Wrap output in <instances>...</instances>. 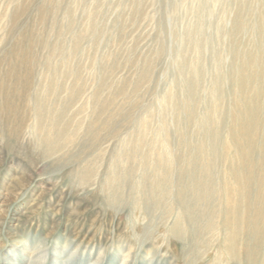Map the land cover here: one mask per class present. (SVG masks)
Returning a JSON list of instances; mask_svg holds the SVG:
<instances>
[{"label": "rangeland", "instance_id": "1", "mask_svg": "<svg viewBox=\"0 0 264 264\" xmlns=\"http://www.w3.org/2000/svg\"><path fill=\"white\" fill-rule=\"evenodd\" d=\"M241 100L259 118L247 157L232 141L248 119ZM247 166L253 200L264 185V0H0V264H27L20 241L47 234L86 246L76 264L108 245L106 264H120L135 244L129 216L156 228L132 264H150L152 246L167 253L152 264H250L254 249L264 264L252 225L237 223L249 216Z\"/></svg>", "mask_w": 264, "mask_h": 264}, {"label": "bare ground", "instance_id": "2", "mask_svg": "<svg viewBox=\"0 0 264 264\" xmlns=\"http://www.w3.org/2000/svg\"><path fill=\"white\" fill-rule=\"evenodd\" d=\"M20 14H16L17 17H15L16 19L19 17ZM15 19V20H16ZM248 71L245 69L242 72V80L244 83V87L246 86L247 83V77L249 76V74H247ZM244 74V75H243ZM251 77V76H250ZM16 104V106H15ZM19 104L18 101L14 102V105L10 104V107L14 109V111H12L10 113V115L15 114V112L18 110L17 105ZM252 101L248 100V101H239L238 102V107L240 109H243L244 111H246L247 120H244L243 118L241 119V125L238 126L237 128V132L238 135H240V138L237 136H233L232 141L235 142V144L239 145L240 148L242 149L243 155L245 157L250 155V146L252 144V133L253 131H256V127L258 126V110L256 107H252L251 106ZM19 123L16 124L15 129V133L19 128ZM56 137V136H54ZM52 142H48V148L49 151L50 150H55L56 152H58V146L60 145L59 141H57L56 139L51 140ZM60 150V149H59ZM47 152V151H46ZM249 163V162H248ZM248 163L246 165H248ZM248 169V173L246 175H248L247 178V182L244 184V187H242V193H243V197H245V200H248V206H247V211L249 213V216L245 219V217L240 214L239 216H237V223L239 225V227L241 228V226L245 225V224H250L248 227L250 228L252 225V230H250V234L257 239V243H258V247L259 250L262 246L260 245H264V231L260 228L259 226V222L264 220V185L262 186H258V191L257 194L255 195V199L251 200V192H252V182L250 183V179L252 177V172L250 171V167L247 166ZM250 175V176H249ZM250 177V178H249ZM249 179V180H248ZM230 202V206H232L231 200H229ZM252 212V215L251 213ZM250 219H253V223L250 222ZM231 220H232V215L230 210L227 211V214L225 216V225L227 227V235H226V245H227V249L228 251L231 253V255L234 258L238 257V236H239V232L237 234H235V236H233L230 228H231ZM215 230V226L211 223V221H208L206 224L204 225H199L197 227V232L199 235L203 236V238L209 237L211 236V232H213ZM184 231H180L181 235H184ZM263 240L262 242L260 240ZM261 253L260 251L254 249L253 253H251L249 255V262L250 264H263L261 262Z\"/></svg>", "mask_w": 264, "mask_h": 264}, {"label": "clouds", "instance_id": "3", "mask_svg": "<svg viewBox=\"0 0 264 264\" xmlns=\"http://www.w3.org/2000/svg\"><path fill=\"white\" fill-rule=\"evenodd\" d=\"M77 214L73 211V215ZM126 228H132V237L135 241L134 246L127 252L122 253L120 264H132L133 253L143 251L145 246L153 243L156 228L150 223L141 224V222L132 216L125 220ZM139 229V231H137ZM20 243L29 249L27 264H50L53 254L59 260V264H76L77 259L87 252L86 246L82 243H77L75 236L65 235L62 241L57 240L54 234H47L38 239L34 244L30 243L29 238H24ZM54 246L58 249L54 253ZM108 246H101L99 249H94V255L89 259V264H106L109 254ZM163 246L151 247L148 249L146 259L150 264L156 260L157 255L167 256L165 251H161Z\"/></svg>", "mask_w": 264, "mask_h": 264}]
</instances>
